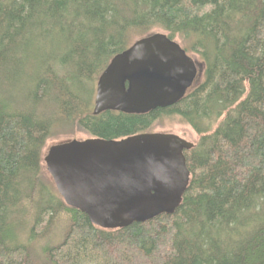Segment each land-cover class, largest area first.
<instances>
[{
    "label": "trees",
    "instance_id": "obj_1",
    "mask_svg": "<svg viewBox=\"0 0 264 264\" xmlns=\"http://www.w3.org/2000/svg\"><path fill=\"white\" fill-rule=\"evenodd\" d=\"M157 32L198 58L201 82L163 109L94 115L110 60ZM173 117L198 141L172 215L100 229L42 167L49 141ZM0 264H264V0H0Z\"/></svg>",
    "mask_w": 264,
    "mask_h": 264
},
{
    "label": "water",
    "instance_id": "obj_2",
    "mask_svg": "<svg viewBox=\"0 0 264 264\" xmlns=\"http://www.w3.org/2000/svg\"><path fill=\"white\" fill-rule=\"evenodd\" d=\"M198 74L179 43L157 32L115 55L96 82L93 114H145L176 104ZM191 143L167 133L118 141L72 139L51 146L43 163L64 204L94 226L118 230L172 215L189 183L183 152Z\"/></svg>",
    "mask_w": 264,
    "mask_h": 264
},
{
    "label": "rangeland",
    "instance_id": "obj_3",
    "mask_svg": "<svg viewBox=\"0 0 264 264\" xmlns=\"http://www.w3.org/2000/svg\"><path fill=\"white\" fill-rule=\"evenodd\" d=\"M176 42L179 43L177 40H176ZM189 56L195 61L196 66L198 68V76H197V79L195 82V84H197V83L201 82V80H202L203 66H202V63L198 60V58L195 55L189 54ZM95 86H96V83H95ZM93 87H94V85H93ZM94 96H95V91H94ZM155 132L176 135L177 137L185 140L188 143H191L192 145H194L198 141V135L189 126H187L186 124H183L176 117L162 119L161 122L154 128L152 133H155ZM74 139L85 140V139H89V138L86 135L77 134L74 136ZM69 140H72V139L66 138V139H61V140H57V141L47 142V144L43 150V154H42V167L45 170V173L49 179H50V177L47 174L46 169H45V165L43 163L44 156L46 155L48 149L51 146H53L57 143L69 141Z\"/></svg>",
    "mask_w": 264,
    "mask_h": 264
}]
</instances>
